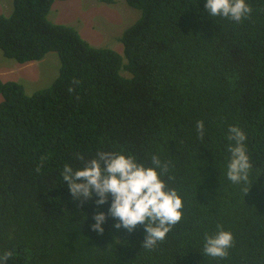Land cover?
Returning <instances> with one entry per match:
<instances>
[{"label": "trees", "instance_id": "trees-1", "mask_svg": "<svg viewBox=\"0 0 264 264\" xmlns=\"http://www.w3.org/2000/svg\"><path fill=\"white\" fill-rule=\"evenodd\" d=\"M55 1L68 0H12L9 15L0 13L3 57L59 59L52 84L33 95L0 79L7 264H264V0H246L252 12L239 23L211 16L206 0H123L137 16L116 37L121 50L51 22ZM229 126L247 136V184L226 176ZM99 151L131 154L145 167L154 154L170 161L160 178L182 198L183 216L154 249H143L144 225L117 230L108 216L102 235L91 230L111 195L100 206L95 195L72 198L64 165L80 169ZM218 224L234 236L224 260L202 254Z\"/></svg>", "mask_w": 264, "mask_h": 264}, {"label": "clouds", "instance_id": "clouds-1", "mask_svg": "<svg viewBox=\"0 0 264 264\" xmlns=\"http://www.w3.org/2000/svg\"><path fill=\"white\" fill-rule=\"evenodd\" d=\"M205 7L211 16H220L237 23L247 19L252 12L246 0H206ZM196 131L198 138L202 140L205 134L203 121H197ZM227 131V152L230 154L227 179L233 184H247L253 168L247 154V136L238 126H229ZM76 158L84 159L80 154H77ZM151 163L152 166L145 167L131 154L99 151L96 158L85 161L80 169L65 164L61 176L62 180L67 182L72 198L81 200V204L92 200L95 195L98 197L95 204L104 205L111 195L112 202L107 216L104 213L95 214L92 231L102 235V225L108 216L118 221L114 225L117 230L124 228L132 233L138 225H144L146 236L143 249L152 250L163 242L167 234L181 221L184 205L176 189L169 188L160 178L169 173L170 161L162 162L160 157L154 154L151 156ZM169 179L172 177L169 176ZM248 191L246 188L245 193ZM233 247L232 232L224 230L223 226L218 224L215 234H205L202 254L205 257L224 260L229 258V250ZM11 255V252L0 254V264H7Z\"/></svg>", "mask_w": 264, "mask_h": 264}, {"label": "rangeland", "instance_id": "rangeland-1", "mask_svg": "<svg viewBox=\"0 0 264 264\" xmlns=\"http://www.w3.org/2000/svg\"><path fill=\"white\" fill-rule=\"evenodd\" d=\"M11 7L12 0H0V13L9 14ZM136 16L123 0H68L55 1L47 18L53 23L74 27L92 45L109 44L121 50V45L115 42L116 37H120ZM58 70L59 59L54 52L33 64L18 65L16 61L3 57L0 50V79L18 82L29 96L50 86ZM52 75L55 78L48 83Z\"/></svg>", "mask_w": 264, "mask_h": 264}]
</instances>
